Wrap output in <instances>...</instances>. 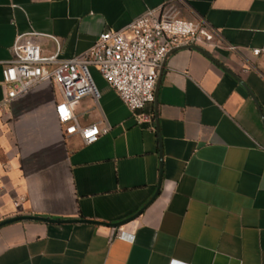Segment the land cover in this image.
Listing matches in <instances>:
<instances>
[{
	"label": "crops",
	"instance_id": "obj_1",
	"mask_svg": "<svg viewBox=\"0 0 264 264\" xmlns=\"http://www.w3.org/2000/svg\"><path fill=\"white\" fill-rule=\"evenodd\" d=\"M167 1L0 0V103L17 35H52L59 59L83 57L99 34ZM175 14L213 31L197 46L212 59L171 50L139 112L91 67L99 99L72 110L79 126L99 128L95 143L62 134L53 84L0 110V222H90L3 225L0 264H264V0H184Z\"/></svg>",
	"mask_w": 264,
	"mask_h": 264
},
{
	"label": "built area",
	"instance_id": "obj_2",
	"mask_svg": "<svg viewBox=\"0 0 264 264\" xmlns=\"http://www.w3.org/2000/svg\"><path fill=\"white\" fill-rule=\"evenodd\" d=\"M184 0H168L157 9L147 10L124 30H106L98 35L83 57L59 59L60 42L52 35L30 32L17 35L11 48V59L3 64L2 83L7 88L0 110L29 92L33 87L50 83L61 92L54 115L65 136L78 135L84 145L95 143L101 132L96 125L79 126L72 105L83 98L95 102L99 92L89 69L95 68L131 112L142 111L154 102L158 70L165 56L185 46L209 45L215 41L212 30L199 22L180 19L175 6ZM166 12H163V11ZM41 40H49L54 52L44 53ZM230 51L236 48L228 46ZM261 50L252 51L258 56ZM120 238H124L121 234ZM128 240L133 237H126ZM170 264H179L171 261Z\"/></svg>",
	"mask_w": 264,
	"mask_h": 264
},
{
	"label": "water",
	"instance_id": "obj_3",
	"mask_svg": "<svg viewBox=\"0 0 264 264\" xmlns=\"http://www.w3.org/2000/svg\"><path fill=\"white\" fill-rule=\"evenodd\" d=\"M185 48L198 50L199 52H201V53L205 54L206 56H208L209 58H211L210 55H208L205 51H203L201 48H199L197 46H186ZM221 67L224 70H226L223 66H221ZM159 78H160V75H159ZM159 78H158V80H159ZM157 85H158V83H157ZM257 108H258V111H259V115H260L262 124L264 126V118H263L262 112H261V110H260L258 105H257ZM159 188H160V183H159L157 191H156V193H155V195L153 196L152 199H154L157 196V194L159 192ZM20 221H35V222H43V223L58 224V225H61V224H75V223H90L89 221H86V220H51V219L39 218V217L27 216L26 215V216H17V217L11 218V219L4 220L3 222H0V227L3 226V225H6V224L20 222ZM127 222H122L120 224H116L115 227H120V226L126 224Z\"/></svg>",
	"mask_w": 264,
	"mask_h": 264
}]
</instances>
